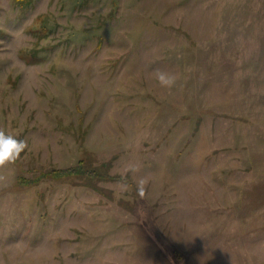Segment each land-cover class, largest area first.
<instances>
[{"label": "rangeland", "instance_id": "obj_1", "mask_svg": "<svg viewBox=\"0 0 264 264\" xmlns=\"http://www.w3.org/2000/svg\"><path fill=\"white\" fill-rule=\"evenodd\" d=\"M0 128V264H264V0H0Z\"/></svg>", "mask_w": 264, "mask_h": 264}, {"label": "clouds", "instance_id": "obj_2", "mask_svg": "<svg viewBox=\"0 0 264 264\" xmlns=\"http://www.w3.org/2000/svg\"><path fill=\"white\" fill-rule=\"evenodd\" d=\"M153 75L162 87L171 88L175 85L176 77L170 71L157 68L153 70ZM28 147L25 139L18 138L0 128V170L4 169L6 165L14 164L20 157V154ZM129 171L136 176L140 172L139 166H133ZM3 179V176H0ZM148 178L146 176H139L136 180V194L143 198L146 194V187ZM124 187H129L126 183Z\"/></svg>", "mask_w": 264, "mask_h": 264}, {"label": "trees", "instance_id": "obj_3", "mask_svg": "<svg viewBox=\"0 0 264 264\" xmlns=\"http://www.w3.org/2000/svg\"><path fill=\"white\" fill-rule=\"evenodd\" d=\"M17 1H20V2H28L29 0H17Z\"/></svg>", "mask_w": 264, "mask_h": 264}]
</instances>
